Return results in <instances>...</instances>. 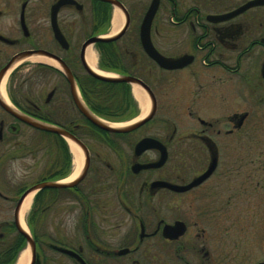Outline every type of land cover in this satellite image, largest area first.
<instances>
[{
    "label": "flooded vegetation",
    "instance_id": "obj_1",
    "mask_svg": "<svg viewBox=\"0 0 264 264\" xmlns=\"http://www.w3.org/2000/svg\"><path fill=\"white\" fill-rule=\"evenodd\" d=\"M116 1L129 26L110 42L113 49L100 50L99 60L133 72L127 76L146 85L155 112L130 133L93 137L66 72L87 106L79 81L87 75V48L98 43L83 45L105 35L115 9L100 0H0V264L29 248L16 227L26 190L63 181L72 172L69 146L65 151L57 142L56 159L42 170V146L24 137L42 132L3 105L65 129L89 154L86 176L74 187L53 190L49 206L66 195L67 215L80 216L77 229L64 237L58 228L45 241L24 217L34 242L33 264H264V0H159L149 37L161 56L182 58V66L170 70L147 56L139 39L153 0H130L128 6ZM32 81L48 93L25 89ZM160 110L161 126L145 129ZM179 110L183 123L176 126L170 111ZM83 137L111 151L116 162L91 155ZM143 139L159 147L135 154ZM161 151L164 164L133 170L159 162ZM24 160L30 164L19 173L14 165ZM90 174L94 179L88 182ZM157 182L177 190L153 186Z\"/></svg>",
    "mask_w": 264,
    "mask_h": 264
},
{
    "label": "water",
    "instance_id": "obj_2",
    "mask_svg": "<svg viewBox=\"0 0 264 264\" xmlns=\"http://www.w3.org/2000/svg\"><path fill=\"white\" fill-rule=\"evenodd\" d=\"M102 2L108 3L110 4L113 8H117L119 10L122 11L123 15H124V24L121 27V29L114 34L113 36L110 37H95V38H91L89 40H87L84 45L83 48L97 44V43H110V42H114L116 40H118L128 29L129 26V17L128 14L126 12V10L124 9V7L116 0H100ZM159 4V0H153L148 8V10L146 11L144 18L142 20L141 26H140V43H141V47L144 50V52L147 54V56H149L151 59L154 60V62L161 68L163 69H177L180 68L182 66V58L181 59H170V58H165L163 56H161L160 54H158L155 49L153 48L151 41H150V37H149V31H150V26L153 20V17L156 13L157 7ZM254 4V3H253ZM250 5L245 6L243 9L248 8ZM32 53H27L25 55V57L30 56ZM85 67V72L87 73V75H89L90 77L102 81V82H107V83H113V84H127L131 87L133 86H137L140 87L142 90L145 91V93L147 95L150 96V91L148 90V88L146 87V85L139 79L132 77V76H103L100 74H97L95 72H93L87 65L84 66ZM66 75L68 76V80L70 82V91H71V96L72 99L76 105V107L78 108V110L81 112V114L83 115V117L85 118V120L91 124L92 126H94L95 128L99 129L102 132H106V133H111V134H126V133H130L133 130L140 128L141 126L145 125L147 122H149L151 120V118L154 115L155 112V104L154 102L151 103V107L149 112L141 119H136V121L132 122H126V123H122L118 125H123V127H112L109 124H117V123H110L107 122L99 117H97L95 114H93L88 108L87 106H85L82 101L79 98V95L77 93L76 87L73 84V80L70 77L69 73L66 72ZM4 109L9 112L10 114H12L14 117H16L18 120H20L21 122L25 123L26 125H28L29 127L44 132V133H48V134H52L55 136H58L60 138H62L64 141H72L73 143H75L77 146H79V148L82 150L83 155H84V164H83V168L81 173L79 174V176L73 180L70 183H63V181H57V182H41L38 183L36 185L31 186L30 188H28L26 190V192L23 194L20 203L23 202L24 198L26 196H28L31 193H37L39 191L42 190H47V189H52V190H56V189H67V188H71L74 187L75 185H77L87 174L88 168H89V154L87 152V149L85 147V145L79 140L77 139L74 135H72L71 133H69L68 131H66L65 129L43 122V121H38V120H33L30 118H27L23 115L18 114L16 111H14L11 107H9L8 105H3ZM152 147H159V144H156V142H153L150 139H143L142 141H140L136 147H135V154H140L141 152H143L146 149L152 148ZM162 156L159 160V162L155 163V164H150V165H146V166H133V170L138 169V168H157L159 166H161L162 164H164L165 160H166V155L164 151H161ZM195 183L191 184L194 185ZM153 186H169L170 188H173L175 190L176 187H173L171 185H166L164 183L161 182H157L154 183ZM16 227L18 232L26 239L28 247L30 249L31 252V256H30V261L28 264H33L34 263V242H33V238L31 236V234L29 233V231L24 230L19 222L16 223Z\"/></svg>",
    "mask_w": 264,
    "mask_h": 264
},
{
    "label": "rangeland",
    "instance_id": "obj_3",
    "mask_svg": "<svg viewBox=\"0 0 264 264\" xmlns=\"http://www.w3.org/2000/svg\"><path fill=\"white\" fill-rule=\"evenodd\" d=\"M125 2L127 3V6L130 4V0H125ZM111 32H112L111 24H109L108 30L106 31L104 36L114 35ZM93 49H94V52L96 55V64L97 65L99 64V66H100L101 65V62L99 60L100 56L98 55V53L100 51L97 49V47H94V46H93ZM98 70L104 74L109 75V76L116 75L110 69H101V66L98 68ZM29 85H30V88H27V86H29ZM25 89H29L30 91H32V93H36V94L41 93L44 95L46 93H48V91H49L47 87H43V86L41 87L40 85L38 86V84H36L35 81L27 82ZM130 89L132 92V87H130ZM132 97H133V95H132ZM147 101H148V111H149L150 102H149L148 98H147ZM168 105H169L168 106L169 109L174 108V105L172 103L168 104ZM137 106H138V104H137ZM138 109H139V114L136 118L133 119V121H136V119H138V120L141 119L140 118L141 110H140L139 106H138ZM180 112H181V110H179L177 112L178 114H175L174 112L170 111L171 116L167 115L168 118L170 116V119H169L170 123H174V125H176V126L182 125L183 119H181L182 117H180ZM172 115H174V117ZM163 116L164 115L162 113V110H160V112L157 114L155 120L152 121L148 126H146L145 129L161 126V125H159L158 119L163 117ZM54 121L60 122V123L65 122V120H62V119H56ZM130 122H132V121H130ZM24 137H25V139H27L28 137L31 138V140L29 139L26 142L27 144L32 143V142H38L42 146L41 169L44 170L46 168H49L50 165L52 164V162H54V159H56L55 158V151H54V149H55L54 144L56 143L55 139L44 137V136H41L40 134H34L32 131H30L29 133H25ZM82 139L84 140V142L86 144H89L91 146V148H93V150L91 151V155H93L95 152H98L100 155H102L101 157L104 159V161L106 163L113 165L116 162L115 161L116 158L114 157L113 153L111 151H109L107 148H99L96 145L94 146V144H96L97 142L92 141L91 139H89V137H87V138L83 137ZM93 159H95V158L93 157ZM29 164H30L29 160L20 161L14 165V168H15V170H17V172L20 173L21 172L20 169L24 168L25 166H27ZM94 166H97V163L95 162V160H94ZM94 170H96V167H94ZM93 179H94L93 174H90L87 181L91 182V181H93ZM43 197H45V196H43ZM34 198H35V194L33 196L31 206L25 215V220L29 217L31 210L33 209V206L36 208L37 211L40 210L41 202L38 203L37 205L36 204L34 205V203H35ZM65 198H66V195H63V198L61 197V200L58 201V205L53 206V208L51 207V209L48 207L50 204V201L48 203L42 202V207L44 206L45 203H47V205H45V206H47L49 209L44 210V212L42 213V215L40 217V219H41L40 221H38V222L33 221V223H32V225L34 226L36 231L42 235L41 239H43L45 241L50 240L51 239L50 237L54 236L55 230H57L58 228L60 230H62L64 237H67V235L69 233H71L73 231V229H77V227H76L77 224H79V222H81L80 216L79 215H67L66 209H68L70 207V204L66 203ZM96 219H98L97 216H94L92 219L93 222H95ZM21 250H22V248H21ZM15 263H16V261L14 262V264Z\"/></svg>",
    "mask_w": 264,
    "mask_h": 264
},
{
    "label": "trees",
    "instance_id": "obj_4",
    "mask_svg": "<svg viewBox=\"0 0 264 264\" xmlns=\"http://www.w3.org/2000/svg\"><path fill=\"white\" fill-rule=\"evenodd\" d=\"M109 22L107 21L104 28V33L108 30ZM105 46H108V49H113L114 44H97L96 47L100 51ZM101 62V69H110L115 74L118 75H135L131 71L127 70H115L110 68V66L105 63L102 59ZM79 88L82 95V98L86 102L88 108L98 117L105 119L109 122H115V123H121V122H127L139 114V109L137 106L136 101L132 97L130 86L127 84H113V83H107L102 82L99 80H96L88 75H85L83 78L79 81ZM87 128L89 129L90 135L93 137H100V135L105 134L99 129L95 128L91 124H89L87 121ZM41 136L48 137L51 139H55V142L58 144H62L65 147V142H63L61 139L56 138L52 134L48 133H40ZM61 141V142H60ZM66 151V147H65ZM66 165L69 169V159L66 158ZM53 190L47 189L40 191L39 196H35V203L34 205L41 202L40 210H36V208L33 206V209L30 212V215L28 217L29 225L31 226V231L33 234H36L37 231L32 225L33 221H40V217L42 213L44 212L45 208H48L45 205L49 201H51V194ZM45 196V197H43ZM39 201V202H38ZM42 202H47L42 207ZM22 248V246L19 248V250ZM16 259V254L12 256V260L8 264H14Z\"/></svg>",
    "mask_w": 264,
    "mask_h": 264
},
{
    "label": "bare ground",
    "instance_id": "obj_5",
    "mask_svg": "<svg viewBox=\"0 0 264 264\" xmlns=\"http://www.w3.org/2000/svg\"><path fill=\"white\" fill-rule=\"evenodd\" d=\"M110 24H111L112 34L117 33L120 30V28L123 26L124 15L119 9H115L113 11ZM85 59H86L87 66L93 72L105 76V74L99 71L98 68L96 67V55H95L94 50L91 47L87 48ZM26 60L30 62L40 61V59L36 57H29ZM132 95L141 110L140 118H143L148 113V101H147L146 93L140 87L133 86ZM109 125L115 128L123 127V125H118V124H109ZM67 144L69 146V149L72 155V172L70 176L63 181V183H70L73 180H75L81 173L83 164H84V155H83L82 150L79 148V146H77L72 141H67ZM33 196H34V193H31L28 196H26L19 209V214H18L19 224L24 230H26V226L24 224L23 219L31 206ZM29 261H30V253L28 249H25L19 255L15 264H28Z\"/></svg>",
    "mask_w": 264,
    "mask_h": 264
}]
</instances>
